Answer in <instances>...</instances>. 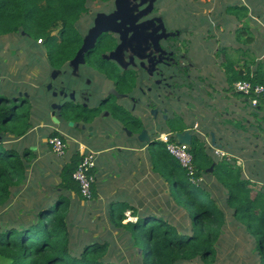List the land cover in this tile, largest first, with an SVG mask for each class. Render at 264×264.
I'll return each instance as SVG.
<instances>
[{
    "label": "rangeland",
    "instance_id": "374dc122",
    "mask_svg": "<svg viewBox=\"0 0 264 264\" xmlns=\"http://www.w3.org/2000/svg\"><path fill=\"white\" fill-rule=\"evenodd\" d=\"M237 4H239L238 0H160L155 5V10L167 25L181 29L190 28V30L182 29L185 33L178 37L180 38L178 42H181L182 49L190 45L189 55H191L189 57L191 60L180 61L175 68H172V70L185 69L188 71L187 74L173 73L174 75L161 80L165 83V88H161L160 99L164 100V104H159L160 119L157 123L158 126L163 125L164 118L167 117L163 110L169 106L172 110L170 113L173 116L172 123H181L182 117L187 126L186 128L182 122V126L186 128L183 132L189 131L192 136L200 137L209 148V155L216 156L210 144L220 145L224 156L217 158L241 170L243 180L250 182L247 187L253 197L257 191L264 189V105L261 109L253 108L244 97L235 92L233 95L230 93L224 95L221 89L225 86L228 91L230 81L222 82L225 72L221 69V62L225 57L227 61V65L224 63L225 68L236 62L240 65L243 62L247 64L255 58L264 64V0L256 2V16L247 15L240 21L235 19L234 13L242 15L246 12L234 8ZM113 8L114 1L109 3L108 8L98 1H89L88 12L77 22L80 30L86 31L96 14H106ZM198 10L201 18L196 12ZM240 23L246 29L249 28L252 36L250 44L244 46L245 48L235 43L237 35L233 29H236ZM223 38L228 42L225 43L227 45L224 57L221 53H218V56L215 54ZM184 39H190L192 45L182 42ZM56 40L59 41V38ZM34 41L32 36H26L24 33L7 35L0 39V89L17 96L22 101L25 113L31 116L32 125L24 140L23 137L14 139L10 134H1L0 138L6 147L17 149V144L22 142L18 148L22 149L27 143L34 153L37 151L43 153L35 161L32 159L26 162L28 179L23 186L25 188L32 184L34 190L41 193L50 191L58 182L60 167L56 162L58 161L56 158L59 157L50 154V148L46 145L47 137L54 132L53 124L56 123L52 119L50 121L48 109L41 105L37 91L33 89L45 78L53 79L47 61L50 51L49 42L36 46ZM254 62L256 63L255 60ZM43 90L40 88L38 92L42 93ZM88 103L92 105L94 100H88ZM113 103L110 101L109 105ZM23 108L18 106V111L21 112ZM174 115H178L179 120L175 119ZM144 116L148 118L150 114L145 113ZM162 146L159 142H154L146 149L138 151L126 147L129 149L123 151L120 161L116 160L114 164H110L121 168L119 187L124 189L122 196L133 205L134 209L138 208L139 213L147 217H162L168 223L179 225L180 230H185L190 226L185 211L175 205L166 184L150 173L146 162L147 151L150 155ZM62 163L63 160L60 164ZM158 170L162 171V166H159ZM197 181L204 185L218 209L224 213L225 224L217 243L218 255L213 264H255L251 240L241 222L233 216V208L226 203L227 191L223 183L215 179L214 175L198 178ZM176 195L182 199L179 190ZM30 201L24 195L15 196L11 198V205L14 209L22 206L25 210L31 207ZM105 202L104 200L99 203V208H105ZM4 210L5 217H2L1 211ZM8 214L9 209L0 210V220L5 224ZM124 216L122 223L136 219L130 211L125 212ZM70 221L72 243L77 242L78 246H82L86 243L109 241L110 258L114 262L136 263V251L126 244L125 231L116 228L108 220L107 209L95 211L93 207L90 208V204L83 203L76 207L75 216ZM189 264L205 263L197 260Z\"/></svg>",
    "mask_w": 264,
    "mask_h": 264
},
{
    "label": "trees",
    "instance_id": "16d2710c",
    "mask_svg": "<svg viewBox=\"0 0 264 264\" xmlns=\"http://www.w3.org/2000/svg\"><path fill=\"white\" fill-rule=\"evenodd\" d=\"M89 1L0 0V39L24 33L35 39V45H38L37 40H41L42 45L49 42L48 62L53 69H58L74 57L81 45L82 31L77 22L88 12ZM95 1L106 3L111 0ZM234 8L246 12L244 16L234 13L238 21L247 15L246 8ZM196 12L200 17V10ZM235 34L238 45L252 39L245 26L238 28ZM224 63L227 65L226 59ZM234 67L235 63L225 68L229 84L237 80L264 84L262 64L254 73L246 68L237 72ZM126 85V81H119L121 89ZM18 106L23 108L17 96L0 89V135L10 134L18 139L31 129L30 116L24 108L19 112ZM97 113L98 110L87 114L77 111L76 116L90 121ZM168 126L172 135L183 132L185 128L182 123L174 124L172 120ZM52 137L63 139L56 132L48 135V138ZM208 149L200 137H191L189 152L195 167V178L214 175L223 183L227 191L226 203L233 208V216L241 222L251 240L255 264H264V189L251 197V190L247 187L250 182L243 180L241 170L221 159H213ZM32 157L33 153L27 149L20 154L17 149L6 147L0 138V210L9 209L7 223L0 220V264H120L110 258L109 241L82 246L71 242L69 193H76L81 200L87 201L80 194L78 182L73 179V173L82 159L79 154L74 152L60 168L59 182L49 193H39L32 184L23 188L28 179L25 160ZM147 157L153 171L167 183L175 205L185 211L190 226L180 230L179 225L168 223L162 217H147L128 204H119L110 218L113 226L125 231L126 244L136 251L134 264H189L197 260L213 264L225 224L224 213L218 209L203 184L196 185L188 180L186 169L168 153L164 145ZM159 166H162V171L158 170ZM178 190L182 199L176 195ZM23 195L29 201L31 199V207L14 209L11 198ZM125 211H130L136 220L122 223ZM4 213L5 210L1 211L2 217H5Z\"/></svg>",
    "mask_w": 264,
    "mask_h": 264
},
{
    "label": "flooded vegetation",
    "instance_id": "af4514ba",
    "mask_svg": "<svg viewBox=\"0 0 264 264\" xmlns=\"http://www.w3.org/2000/svg\"><path fill=\"white\" fill-rule=\"evenodd\" d=\"M112 1L114 8L103 14L106 17L115 13L116 0L100 2L108 8ZM159 1L128 0L127 11L122 14L126 21L121 23L122 19L113 20L111 28L98 36L93 46L76 59L97 15L102 13L96 14L88 29L81 30L82 42L74 57L58 69L48 65L53 79L45 78V82L35 86V90L38 101L49 111L50 121L53 117L58 120L56 126L59 125L60 131L54 129V132L64 136V141L81 137L83 141H88L99 135L98 139L103 143L113 135V138H108L113 149L116 147V150L126 151L129 149L126 147H131L138 151L144 146L148 147L149 142L156 141L159 134L170 133L168 123L173 116L169 106L163 110L167 114L163 125L158 126L157 123L160 119L159 104H164V100L160 99L161 88H165V83L161 80L173 73H188L185 69L172 68L180 61L191 60L190 45L182 49L181 42H178V37L185 33L182 29L190 28L168 26L155 10ZM182 42L192 45L190 39ZM121 80L127 83L124 89L119 87ZM232 84H228V93L231 95L234 93ZM40 88L44 89L42 93L38 92ZM88 100H94V104L90 105ZM110 101L114 103L109 105ZM95 110L98 113L90 121L76 116L77 111L87 114ZM145 113L150 116L147 118ZM174 117L179 120L178 115ZM68 123L71 125L68 126ZM142 133L145 135L141 137ZM108 142L105 144L109 145ZM119 144L124 146L119 148ZM84 151L94 152L98 157L96 149L85 147Z\"/></svg>",
    "mask_w": 264,
    "mask_h": 264
},
{
    "label": "crops",
    "instance_id": "0c3cea01",
    "mask_svg": "<svg viewBox=\"0 0 264 264\" xmlns=\"http://www.w3.org/2000/svg\"><path fill=\"white\" fill-rule=\"evenodd\" d=\"M238 1H239V4H237L236 7H238V8H242V7L246 8L247 9V15L249 17H251L253 15L256 16V8H257L256 7V2L258 0H238ZM243 16H244V14H243ZM238 28H244V25L242 23L238 24L236 29H233V31L234 32L237 31ZM247 29L250 32L249 28H247ZM225 43H228V42H227L226 39L223 38L220 41L221 46H220V48H218L217 56H218V53H221V55H223V57H224V51H225V48H226V45H227ZM248 44H250V42H248L246 44H243V45H239V46L245 48L244 46H247ZM36 46H38V45H36ZM222 49H224V51H222ZM253 50H254V48H253ZM251 51H252V48H251ZM225 59L226 58L224 57L223 61L221 62V69H223L224 72H225L224 80L222 82L227 81L226 70H225V67H224ZM254 60L256 61V63L254 62ZM254 60H250L247 64H245L243 62L242 65H240L239 62H236L234 70L237 71V72L240 71V70L245 71V68H246V69L249 70V72L254 73L257 70L258 65L262 64L263 68H264V64L262 62H259L258 60H256V58ZM42 82H45V81H42ZM33 89H35V88H33ZM221 90H222V93L224 95H226V96L229 95V93L226 90L225 86H223ZM228 97H231V96H228ZM262 106H260L259 108L261 109ZM30 120H31V116H30ZM182 120L184 121L183 118H182ZM53 126H55V130L57 129V130L60 131V127H58L59 125L56 126V124H53ZM184 126L187 128V126L185 124V121H184ZM25 137H26V135L23 136V139L22 138L21 139L24 140ZM62 138H63V142L65 144L64 155L59 157V158H56V159H58V161H56V162H58V165H59L60 168L65 163H67L70 160V158L72 157L74 152H77V154H79L80 157L83 154L87 153V152H91V151H84L85 147L90 148V149H92V148L96 149V152L97 151L99 152V153L97 152L98 153V157H97V161H96V168L94 169V172H93L94 177H95V183H94V190L92 189V198H91V200L85 202L84 200H81L80 197L76 193H73V192L69 193L70 201H71L69 219L72 220V218L75 216V209H76L77 206H80L83 203H88V204H90V208L93 207V209L95 211H97V209H107L108 220L113 224V222L110 219V216L112 214H114V211H117V209L119 208V204L122 203V204L130 205L122 196L124 189H121L119 187V184L121 183L120 182L121 181V176H120V169L121 168H118V167L116 168V166H112L110 164V163L114 164L116 162V160L120 161V158L123 156V149L116 150V147L114 149L112 148L113 145L108 142V138H110V139L113 138V135H110L108 138H106V140H104L103 143H101V140L98 139L99 135L95 139H90L88 141H83L82 137L79 138V139H74V140L67 138L66 139L67 141H64V136ZM105 142L106 143L108 142L109 145H107V146L104 145ZM21 143L22 142H19L17 144V150L20 152V154L25 149L31 151L33 153V157L31 158V160L33 159V161H35L36 159H38V157L40 155L43 154L41 151H37V153H34V150L29 148L28 147L29 144H27V143H25L26 146H23L22 149L18 148V146ZM90 144H93V146L91 147ZM99 144H100L101 148L99 147ZM46 145H48V144L46 143ZM123 146H124L123 144L117 145V147H119V148H122ZM47 147H49V146H47ZM216 147L221 150V146L220 145L217 144ZM146 148L147 147L144 146L143 149H146ZM45 149H46V151H48L47 148H45ZM49 151H50L49 153L52 154L51 148H50ZM213 159L220 160L219 158H216L215 156L213 157ZM31 160H25V162H29ZM62 160H63V163L60 164V162ZM146 162H147V165H148V167L150 169V173L152 175H155L159 179H161L166 184V186L168 187L167 183L159 175H157L153 171L148 157L146 159ZM30 167H31V165H30ZM114 167L116 168V170H115ZM58 182H59V179H58ZM58 182H56V183H58ZM168 191H169V188H168ZM104 200L106 201L105 202V208H99V205H100L99 203L103 202ZM130 206L133 207V205H130ZM135 209H137V211H138V208H135ZM125 212H127V211H125Z\"/></svg>",
    "mask_w": 264,
    "mask_h": 264
},
{
    "label": "built area",
    "instance_id": "2783aa9c",
    "mask_svg": "<svg viewBox=\"0 0 264 264\" xmlns=\"http://www.w3.org/2000/svg\"><path fill=\"white\" fill-rule=\"evenodd\" d=\"M37 43L40 44L41 40H37ZM233 90L235 93L244 97L248 104L253 108L264 105V84L262 83L238 80L233 83ZM158 140L165 145V149L168 153L176 158L180 165L186 169L188 180L193 184L198 185L200 182L197 181L198 178H195V167L193 166L192 157L189 153V145L172 141L169 134H161ZM47 143L50 146L52 153L57 157L64 155L65 144L60 138H49ZM215 155L222 157L224 156V153L217 149L215 150ZM95 166V153L87 152L82 155V159L73 173V179L78 182L80 194L87 201L92 198V185L94 183L92 170Z\"/></svg>",
    "mask_w": 264,
    "mask_h": 264
},
{
    "label": "water",
    "instance_id": "95a60500",
    "mask_svg": "<svg viewBox=\"0 0 264 264\" xmlns=\"http://www.w3.org/2000/svg\"><path fill=\"white\" fill-rule=\"evenodd\" d=\"M127 3H128V0H116L115 1L116 11L114 14L107 16V17L104 16L103 14L97 15L93 27L89 30L87 37L83 40L82 47L79 50L76 59L78 58L79 55H81L82 52L86 51L87 49L93 46V42L97 39L98 36H100L102 33L108 31L111 28V22L113 20L122 19L123 21L121 23L126 21L123 18L122 14L127 11ZM104 20H106V22ZM52 121L55 123H58V120L55 117L52 118ZM144 135L145 134L142 133L141 137ZM191 137H192V134L189 131L180 132V133L175 134V139L180 144L190 145ZM139 139L141 140V138ZM153 142H149V146L153 144Z\"/></svg>",
    "mask_w": 264,
    "mask_h": 264
},
{
    "label": "clouds",
    "instance_id": "9594fccd",
    "mask_svg": "<svg viewBox=\"0 0 264 264\" xmlns=\"http://www.w3.org/2000/svg\"><path fill=\"white\" fill-rule=\"evenodd\" d=\"M37 42V41H36ZM38 44V43H37ZM41 44V43H40ZM238 81V80H237ZM235 82V81H234ZM233 82V83H234ZM238 94V93H237ZM240 95V94H239ZM246 101V100H245ZM262 106V105H261ZM260 107V106H259ZM258 107V108H259ZM161 134H169L170 136H171V140L172 141H175V142H177V140L175 139V135H172L171 133H161ZM161 134H159V136L161 135ZM159 136L157 137V139H156V141H154V142H159L160 144H163V143H161L159 140H158V138H159ZM59 138V137H58ZM49 138L47 137V140H48ZM62 141H63V139H61ZM153 142V143H154ZM46 143H47V141H46ZM178 143V142H177ZM48 144V143H47ZM152 145V144H151ZM164 145V144H163ZM188 145V144H187ZM49 146V145H48ZM149 146V145H148ZM207 146V145H206ZM210 146L212 147V148H214V150H217L218 148L216 147V145L215 144H213V145H211L210 144ZM50 147V146H49ZM164 147H165V145H164ZM220 150V149H219ZM94 153V152H93ZM190 153V152H189ZM191 154V153H190ZM96 155V154H95ZM173 157V156H172ZM191 157H192V155H191ZM214 157V156H213ZM216 158L217 157H219V156H215ZM81 158H82V156H81ZM96 161H97V158H96ZM192 163H193V161H192ZM194 166V165H193ZM95 168H96V166H95ZM94 168V169H95ZM94 169L92 170V174H93V172H94ZM93 177H94V174H93ZM203 177V176H202ZM94 183H95V177H94ZM94 183H93V185H94ZM201 184V182L198 184V185H200ZM91 200V199H90ZM85 202H87V201H85Z\"/></svg>",
    "mask_w": 264,
    "mask_h": 264
}]
</instances>
